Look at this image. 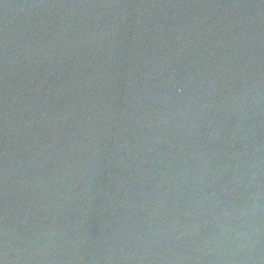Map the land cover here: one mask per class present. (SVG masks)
Returning a JSON list of instances; mask_svg holds the SVG:
<instances>
[{
	"label": "water",
	"instance_id": "obj_1",
	"mask_svg": "<svg viewBox=\"0 0 264 264\" xmlns=\"http://www.w3.org/2000/svg\"><path fill=\"white\" fill-rule=\"evenodd\" d=\"M0 264H264V0H0Z\"/></svg>",
	"mask_w": 264,
	"mask_h": 264
}]
</instances>
